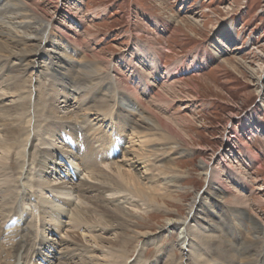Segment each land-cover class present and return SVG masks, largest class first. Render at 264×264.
<instances>
[{"label":"rangeland","instance_id":"rangeland-1","mask_svg":"<svg viewBox=\"0 0 264 264\" xmlns=\"http://www.w3.org/2000/svg\"><path fill=\"white\" fill-rule=\"evenodd\" d=\"M30 1L41 13L48 15L49 33L57 31L71 39L80 38L79 53L88 56L89 62L94 61L100 67V76L93 85L99 90L112 81L111 88L116 90L118 96L125 94L124 96L129 97V102H125L129 113L127 116L137 122L143 121L144 117L130 103H136L137 99L131 92L139 87V95L145 104L142 109L147 110L143 111L149 113L153 109L154 114L161 115L173 130L162 128L163 131L159 134L165 139L161 141V146H178L181 152L177 156L171 155L177 172H166L161 176V182L170 185L176 183L179 187L171 194L172 198H177L178 203L171 202L169 208H165L132 199V202H137L141 207L140 211H135L128 205L130 202L126 203L131 200L129 194L120 195H126V200L118 198L117 205H122L137 215V218L131 220L133 225L139 223L141 226L137 231L153 235L149 242L142 239L134 243V249H130V256L125 264H164L168 261L173 264H199L193 255L196 248L192 249L188 243H184L185 237H192L194 234L191 232L194 221L188 219L179 230V226H173L174 223L167 220L185 219L187 205L196 194H199V198L204 195L208 188L207 182L214 174L221 176L220 182L224 188H235L239 195L248 199L247 208L242 205L240 208L264 225V0ZM45 49L51 52V47ZM74 60L78 62L82 59ZM193 65L198 68H192ZM38 71L37 65L30 68L26 75L33 87L41 88V107L46 109L52 96L48 88L57 87V82L42 78ZM168 73L171 75L168 76ZM257 78H262L261 84H258ZM126 86L133 90L127 91ZM99 94L101 99L104 96V101L109 100L107 92L101 91ZM35 96L33 91V100ZM0 101V107H10L15 100ZM118 103L121 104L120 101ZM57 107L62 108L57 115L61 118L66 117L72 109L59 103ZM79 124L82 126V123ZM116 125L109 124L108 119L103 123L101 119L89 115L83 124L92 134L99 133L101 139H107L117 132L119 140L120 135L123 136L122 128ZM252 125L257 128V132L249 135ZM61 127H56L57 138L53 141L48 140L43 133L37 138L39 128L33 129L32 143L30 142L26 154V161L29 160L30 165L28 185L36 190L34 192L39 200L45 199L48 202L42 204L47 211H51L54 197L44 196V190L39 189V185L36 184L37 188L34 185V178L40 173L36 160L45 158L42 155V151L46 149L42 142L45 141L47 149L54 151L57 165L61 164L65 169V156L69 153L66 146H72L70 142L66 144L63 141L62 132L66 133V128ZM56 146L67 155L59 153ZM16 159L18 157L14 156L13 160ZM202 163L208 165L207 172L199 169ZM170 164L166 165L172 166ZM66 169L71 171L75 184L85 181L80 171L75 173L67 165ZM208 174L210 177H207ZM60 175L65 177L63 173ZM56 178L51 170L47 171V182ZM14 185L10 184L12 187ZM24 193L26 191L20 193L19 197ZM40 212L42 210L34 209L33 214L36 215L32 214V217L26 219L32 232L38 229L39 238L35 241L37 250L43 249L40 242L44 238L40 233L46 229L52 231L48 232L50 235L46 238L49 242L56 243L57 250L59 247L64 248L62 241L67 238L61 232H65L66 228L71 227V231L80 233L84 230L82 227L75 228V223L70 222L68 217L60 215L57 218L54 217L55 213L52 214L53 217H48ZM231 222L241 226L238 218ZM92 224L89 223L91 227ZM57 225L62 227V231H56ZM94 226L96 236L113 238L112 232L100 231L101 227ZM164 226L167 228L166 232L162 230ZM246 228L250 230V226ZM11 230L12 228L7 229L2 235ZM246 233L238 228L231 229L225 235L230 241L236 239L237 244L234 245L239 248ZM131 235L135 233H130L129 236ZM85 245L92 248L90 244ZM84 254L77 251V257L70 260L56 251L51 264H103L100 255ZM32 264L47 262L35 258Z\"/></svg>","mask_w":264,"mask_h":264},{"label":"bare ground","instance_id":"bare-ground-1","mask_svg":"<svg viewBox=\"0 0 264 264\" xmlns=\"http://www.w3.org/2000/svg\"><path fill=\"white\" fill-rule=\"evenodd\" d=\"M29 2L31 1L0 0V99L15 100L10 107H0V134L3 133L0 137V264H32L35 258L51 264L56 251L70 260L76 258V252L79 251L80 254L100 255L103 264H123L130 256V249H134L135 242L142 239L149 242L153 235L137 231L141 226L131 222L137 215L122 205H117L118 198L126 200V195H120L129 194L131 200L126 203L130 202L128 205L135 211H140L141 207L137 202H132V199L165 208H169L171 202L178 203L177 198H172L171 194L179 187L176 183L170 185L161 182V176L166 172H177L171 155L181 152L178 146H161V141L165 139L159 134L163 131L162 128L172 132L173 130L161 115L154 114L153 109L148 110L149 113H146L145 108L143 109L146 111H143L142 106L145 104L139 95V87L133 90L126 86V90H133L131 93L137 100L136 103L130 104L143 115L141 122L128 117L125 102H129V97L124 96L125 94L118 96L116 90L111 88L112 81L99 90L93 85L95 79L100 76V67L98 63L94 64V61L89 62L88 56L79 53L80 38L76 36L78 38L71 39L57 31L49 33L48 15L45 12H42V15L36 5ZM45 47H51V52ZM75 58L82 60L77 62ZM43 63L47 65H42ZM37 65L42 78H50L57 82L56 86L59 87L48 88L52 96L46 109L41 107V88L33 87L26 75L30 68ZM192 68L198 67L193 65ZM170 75L168 73V76ZM257 82L261 84L262 78H257ZM33 91L36 93L34 100ZM101 91L107 92L109 100L104 101V96L101 99ZM58 103L64 104L66 108L67 105L72 107L66 117H57L62 110L57 107ZM88 115L101 119L103 123L108 119L109 124H117L116 127L122 128L123 136L120 135L118 140L116 132L107 139H101L99 133L92 134L83 126ZM79 123H82V126ZM58 126L66 128V133L62 132L63 141L67 144L68 139L72 140V147L66 146L69 153L65 156V169L61 164L57 165V157L55 158L53 150L47 149L45 141L42 142L46 148L42 151L45 158L36 160L40 173L35 176L34 185H39L38 188L44 190V196L54 197L51 211H47L42 204L48 202L45 199L39 200L34 192L36 190L28 185L30 165L29 160L26 161V154L36 128H39L36 132L37 138L43 133L48 140L53 141L57 138L55 129ZM249 131V135L255 134L257 128L252 125ZM115 143L117 146H112ZM55 148L59 153L66 154L58 146ZM118 153L119 156L115 158ZM14 156L18 157L16 161L13 160ZM168 163L172 166H167ZM66 165L75 173L80 171L85 181L75 184L72 181L74 176L66 169ZM207 168V164L202 163L199 166L202 172H207ZM49 170L57 178L47 182L45 176L47 177ZM61 173L65 174L64 178ZM220 181L221 176L214 174L207 182L208 188L204 195L199 198V194H196L187 205L185 219L167 221L174 223L173 226H179V230L185 226L188 219L194 221L191 227L194 234L192 237H185L184 243H188L192 249L196 248L193 255L199 264H264V225L240 208L241 205L247 208L248 199L239 195L235 188H224ZM12 183L15 184L13 187L10 186ZM23 191H26V194L19 197ZM107 195L113 197L107 198ZM34 209L42 210L40 213L48 217L54 213L57 218L60 215L68 217L70 222L75 223L76 226L72 223L75 228L82 227L84 230H81L82 233L75 232L71 231L70 227L64 232L62 227L57 225L56 231L61 230L67 238L63 239L65 242L62 241L64 248L59 247L57 250L56 243L49 242L46 238L50 235L48 232L52 231L46 229L40 233L44 238L40 247L43 246L44 250H37L35 241L38 229L32 232L26 221L36 213L33 214ZM237 218L241 226L231 222ZM14 221L18 223L14 227H8ZM89 223H93L92 227ZM93 225L101 227L100 231L112 232L113 238L103 239L99 235L96 236ZM246 226H250V230H247ZM10 228L11 231L2 235ZM238 228L247 232L239 248L234 245L237 244L236 239L230 241L225 235L231 229ZM162 230L166 232V226L162 227ZM128 233L135 235L129 236ZM227 236L231 237L230 234ZM86 243L92 248L85 245ZM105 248L107 251H104ZM164 264L173 263L168 261Z\"/></svg>","mask_w":264,"mask_h":264}]
</instances>
